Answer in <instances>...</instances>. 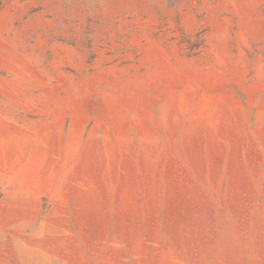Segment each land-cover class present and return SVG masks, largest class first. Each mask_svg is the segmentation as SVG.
<instances>
[{
	"label": "rangeland",
	"instance_id": "374dc122",
	"mask_svg": "<svg viewBox=\"0 0 264 264\" xmlns=\"http://www.w3.org/2000/svg\"><path fill=\"white\" fill-rule=\"evenodd\" d=\"M0 264H264V0H0Z\"/></svg>",
	"mask_w": 264,
	"mask_h": 264
}]
</instances>
